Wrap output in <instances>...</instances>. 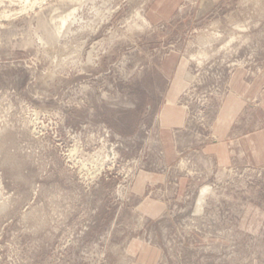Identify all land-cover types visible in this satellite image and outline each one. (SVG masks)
<instances>
[{
    "label": "rangeland",
    "instance_id": "obj_1",
    "mask_svg": "<svg viewBox=\"0 0 264 264\" xmlns=\"http://www.w3.org/2000/svg\"><path fill=\"white\" fill-rule=\"evenodd\" d=\"M0 264H264V0H0Z\"/></svg>",
    "mask_w": 264,
    "mask_h": 264
},
{
    "label": "bare ground",
    "instance_id": "obj_2",
    "mask_svg": "<svg viewBox=\"0 0 264 264\" xmlns=\"http://www.w3.org/2000/svg\"><path fill=\"white\" fill-rule=\"evenodd\" d=\"M72 11H75V9H73ZM72 11H71V12H72ZM71 12H70V13H71ZM72 13H73V12H72ZM68 14H69V13H68ZM65 18H66V17H65ZM62 20L64 21V19H62ZM65 20H67V19H65Z\"/></svg>",
    "mask_w": 264,
    "mask_h": 264
}]
</instances>
